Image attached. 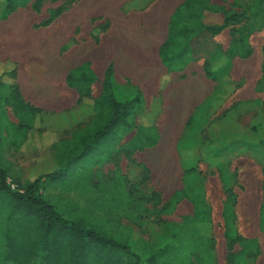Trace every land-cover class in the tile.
I'll return each mask as SVG.
<instances>
[{
	"label": "crops",
	"instance_id": "0c3cea01",
	"mask_svg": "<svg viewBox=\"0 0 264 264\" xmlns=\"http://www.w3.org/2000/svg\"><path fill=\"white\" fill-rule=\"evenodd\" d=\"M142 1L75 0L76 7L70 2L54 18L51 29L33 37L26 25L23 35V27L9 19L15 12L0 18V59L17 65L15 83L23 100L40 113H56L51 116L57 115L59 121L66 116L67 127L78 130L90 122L92 106L101 97L112 67L116 95L135 91L143 96L146 112L153 114V123L148 116L149 129L156 128L158 139L143 148L149 155L184 159L180 148L184 131L211 110L208 119L214 122L211 134L216 139L206 141L208 133L203 136L199 158L211 159L205 154L218 153L216 145L223 143L250 145L251 151L255 147L253 155L234 150L229 156L233 175L238 169L245 173L242 160L259 161L264 175V27L254 28L253 16L260 14L253 7L257 0ZM72 40L81 45L68 47ZM50 41L59 54L50 58L38 50L42 56L30 55L33 45L43 50ZM85 65L95 79L84 88L89 97L80 103L81 92L68 83V76ZM7 92L0 95L7 97ZM2 105L10 124L17 121L10 117L9 103L2 101ZM66 130L60 122L58 138L49 146L63 140L61 133ZM0 134L5 153L7 145L13 152L28 149L26 144L10 142L7 127H1ZM8 159L11 175H23L29 167L21 157L16 162Z\"/></svg>",
	"mask_w": 264,
	"mask_h": 264
},
{
	"label": "rangeland",
	"instance_id": "374dc122",
	"mask_svg": "<svg viewBox=\"0 0 264 264\" xmlns=\"http://www.w3.org/2000/svg\"><path fill=\"white\" fill-rule=\"evenodd\" d=\"M70 2L71 7H76L75 0H33L27 8L20 7L7 18L13 19L17 27H23V32H20L23 35L26 25L33 37L51 29L52 13L57 9H63L61 12L64 13ZM3 13V1L0 0V16ZM33 42L36 44V40ZM76 42L72 40L67 46L74 49L75 45H81ZM53 44L50 41L43 50L33 45L30 55L37 52L38 56H42L38 54L39 50L44 56L52 58L59 54V48ZM3 47L1 50L7 52L6 46ZM2 59L0 61L5 63ZM5 90L0 89V93L6 94L8 90ZM134 92L130 90L122 96L114 91L121 101L134 98L137 102L140 97ZM8 111L10 117L17 121L10 124L6 119L8 112L0 101V128L7 127L10 142L21 147L26 144L28 149L13 152L7 145L9 150L5 153L0 134V162L4 163L1 173L11 170L8 158L15 161L21 157L28 169L33 163H38L29 171L23 169V175L7 178V185L13 191L19 190V183L25 185L45 176L39 192L59 211L72 220L82 217L89 224L103 227L109 238L130 246L142 259L156 252L159 262L200 264L204 252L210 250L213 260L208 264H264V175L256 160H242L245 173L240 174L238 169L237 174L233 175L230 166L232 159H228L233 156L234 150L253 155L255 147L251 151L250 145L228 146L222 142V145H216L218 153L205 154L211 159H200L198 151L203 146L200 143L203 136L208 133L206 141L216 139L211 134L214 132V122L208 119L211 110L204 111L203 119L191 122L184 131L180 145L184 159L181 161L149 155L148 151L140 148L139 143L130 147L134 135L139 142L158 139V134L153 132L155 129L144 137L137 136L139 126L149 129L148 116L153 123V114L149 115L145 109L142 115L133 119L136 128L124 134V124L128 120L120 121L115 130L106 132L95 141L92 151L84 158L74 159V156L68 168L60 166L58 162L64 152L63 144L72 151L76 148L75 141H64V137L68 138L73 131L67 127L66 116L59 121L57 115L54 118L51 116L56 113L45 111L28 115L25 119L17 115L13 108ZM60 122L67 129L61 133L63 140L49 146L51 141L58 138ZM118 141L122 142L111 156L103 164L94 166L108 154V149L104 147ZM204 148L209 147L204 144ZM230 197L233 207L228 205L224 214L226 201ZM5 205L0 202V264H16L6 261L4 255L8 231ZM68 205L76 210H70ZM237 239H255L259 251L254 256L241 255L243 248ZM32 264L45 262L36 259Z\"/></svg>",
	"mask_w": 264,
	"mask_h": 264
},
{
	"label": "trees",
	"instance_id": "16d2710c",
	"mask_svg": "<svg viewBox=\"0 0 264 264\" xmlns=\"http://www.w3.org/2000/svg\"><path fill=\"white\" fill-rule=\"evenodd\" d=\"M2 1L4 13L0 18L6 19L20 7L27 8L33 0ZM253 7L260 11V14L262 12L261 15L253 16L254 28L256 26L264 27V0L255 1ZM62 10L57 9L52 13L51 22ZM112 77L113 68L110 67L104 81L103 93L92 106L90 122L86 123L84 127L72 131L70 138L66 139L68 143L75 141L76 148L72 151L68 146L62 145L64 152L58 159L60 166L67 168L71 166L74 156V159L84 158L92 151L95 141L106 132L115 130L120 121L128 120L124 124V134L136 128L133 119L144 113L145 100L142 95L137 93L140 97L137 102L134 98L120 101L115 96ZM16 79L17 65L9 60L5 63L0 61V89L9 90L7 97L0 95V101L9 103L17 115H22L27 119L28 115L39 113L41 110L23 100L19 86L15 83ZM94 79L95 77L87 65L68 76V83L76 86L81 92L80 103L83 102V98L89 97V92H86L84 88H87ZM84 107L82 108L83 113L88 110L87 106L84 105ZM139 127V135H137L139 138L152 133V129H155L153 132L157 133L154 127L150 129L144 126ZM150 138L152 140V137ZM119 142H113L108 147L105 146L104 148L108 149V154L104 159L99 158L103 160H98L94 166L103 164L117 148ZM138 143L140 148L153 146L156 143V138L151 142H139L135 136L129 145L135 147ZM2 170L0 164V202L6 203L5 209L8 213L6 219L8 223L7 250L4 254L6 261L16 264H32L36 259H42L45 264H169L167 261L159 262L156 259V252L147 256L146 259H142L130 246L113 237L109 238L103 227L89 224L82 217V219L72 220L70 216L59 211L39 192L45 176H40L25 185L18 181L19 190L13 191L8 187L6 180L8 177L17 175H11L7 171L1 173ZM233 204V199L230 197L226 201L224 214L227 206L233 207ZM69 209L76 210L70 206ZM237 241L243 248L240 252L243 256H254L259 251L255 239H237ZM230 242L233 243L232 240ZM168 248L165 247V249ZM212 260L213 253L208 250L204 252L200 264L212 263Z\"/></svg>",
	"mask_w": 264,
	"mask_h": 264
},
{
	"label": "bare ground",
	"instance_id": "6f19581e",
	"mask_svg": "<svg viewBox=\"0 0 264 264\" xmlns=\"http://www.w3.org/2000/svg\"><path fill=\"white\" fill-rule=\"evenodd\" d=\"M155 157V156H154Z\"/></svg>",
	"mask_w": 264,
	"mask_h": 264
}]
</instances>
